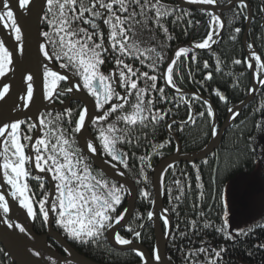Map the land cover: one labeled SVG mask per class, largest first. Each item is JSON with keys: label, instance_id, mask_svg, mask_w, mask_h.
I'll list each match as a JSON object with an SVG mask.
<instances>
[{"label": "snow or ice", "instance_id": "6c2138e0", "mask_svg": "<svg viewBox=\"0 0 264 264\" xmlns=\"http://www.w3.org/2000/svg\"><path fill=\"white\" fill-rule=\"evenodd\" d=\"M192 2L213 5L217 0H192ZM231 2L232 0H228V3ZM240 4L242 7H247L244 0H240ZM16 7L23 10L21 15L25 12L31 13L36 8V0H16ZM41 12L42 20L49 29L41 33L45 43L39 45V50L45 58L42 98L50 103L59 101L64 104V97L75 92H83L84 106L76 110L75 119H73V109L65 108L63 112L57 114L54 121L48 118L51 113L41 114L37 111L34 119H20L11 114V109L7 112L0 111V189H3L0 190V213H9L10 200L7 197H11L28 216L35 219L39 214L43 223H49L50 214H54L55 224L73 241L80 244H96L104 237L107 230L113 229L114 225H119L125 220L128 209L117 213V208L130 190L123 186L117 187L93 175L84 153L89 155L103 153L110 158L109 163L116 161L127 168V154H122L117 145L132 143V133L136 128H147L149 124L155 126L169 116L170 110L164 111L155 107L157 97L153 95L154 93L161 101L170 102L164 89L158 87L159 79H163L167 85L176 89L181 93V99H184L185 94L177 83V80H183L184 76L180 74L177 61L182 54L187 55L189 49L186 47L178 49L175 58L170 59L161 70V62L164 60L161 52L155 47L141 46L137 38V29L144 28L150 31L149 23L164 34H168V27L164 21L174 16L176 9L167 8L161 0H42ZM0 24L10 29L9 34L14 39V46L22 53L25 33L17 13L11 7V0H0ZM212 24L218 25L221 29L224 27V22L219 16L212 17ZM101 25L106 26L107 32ZM234 32L239 34L241 28L236 27ZM214 34L218 35L216 28L210 27L206 38L196 43L195 47L210 48V42L215 43ZM168 38L171 39L170 36ZM232 39H236V36L234 35ZM248 47L251 48L252 45ZM252 55L254 60L250 59L246 66L255 71V65H259L261 71H257L256 74L264 83V61L260 54ZM192 59L195 60V57ZM126 60H138L141 64L148 62L147 67L154 74L140 71ZM47 61H60L59 67L68 70L78 80L70 87L62 88V82L69 81L70 76L54 71L48 67ZM109 61L114 63V67L105 75L101 67ZM233 63L239 65L243 61L236 59ZM219 64L218 58L217 71L220 70ZM12 65L13 51L6 45L4 39H0V78L13 70ZM204 67H209L206 61ZM188 75H192L190 69ZM212 79L211 72L204 77L205 81ZM24 82L26 88L21 99L25 101V107H29L35 102L34 74L27 75ZM141 83L143 86H140ZM10 87L8 83L0 84V101L5 100ZM222 93V89L215 90L217 97L227 103L229 97ZM89 97L93 106L99 110L95 117L89 115L87 107ZM71 98L76 99L74 96ZM195 98L202 99L198 95ZM133 100L134 102H131ZM175 100L176 98L173 97L171 102ZM185 103L189 107L186 123H195L191 112V101ZM203 103L206 105V113L200 112L198 115L204 117L207 114L212 121L211 134L216 135L214 107L208 100H204ZM126 106L130 110L126 111ZM228 111L233 112L234 117L239 115L232 108ZM114 115L115 119H110ZM61 123H66L68 129L60 127ZM174 123L175 121H172L167 124L169 131ZM255 127L260 129L261 125L258 123ZM180 130H183L182 126ZM77 134L83 150L77 146ZM165 143L152 145L154 154L159 155V150L165 147ZM251 151L255 153L257 148L252 147ZM139 159L142 162L141 175L146 181L148 177L143 168L151 166V155H143ZM29 165L44 175H33ZM45 177L55 182L53 190L44 191ZM30 180L39 182L38 187L42 193L41 198L35 201L38 204V213L34 208L36 194L30 186ZM179 183L176 181L177 185ZM141 195L151 203L148 190H143ZM220 202L223 209V224L216 230L227 240H234L242 234L246 235L247 233L242 229L229 231L228 203L223 193L220 194ZM153 217L154 212L146 213L147 221H152ZM140 219L144 217L141 216ZM163 224L167 229L169 225L167 216L163 218ZM191 224L195 228L196 221L193 220ZM211 226L210 223L205 224V227ZM8 227H13V224L9 223ZM16 227L21 233L25 232L23 226L17 224ZM145 227V224H139L141 230ZM141 230L128 228L129 232H134L137 240L142 237ZM168 235H172L170 230ZM114 238L121 245L133 243L131 239L124 238L119 233H115ZM260 247L264 248V244ZM64 251L68 252V249ZM226 251L224 247H220L219 250L213 249L214 256L207 261V264H218V261L223 259L222 253ZM206 252L207 249L204 247L195 250V254ZM137 255L143 264H151L143 251H137ZM186 255L191 257L194 253L189 252ZM152 259L156 262L160 261L158 248L153 249ZM68 264L73 262L68 261ZM189 264H195V261L190 260Z\"/></svg>", "mask_w": 264, "mask_h": 264}, {"label": "trees", "instance_id": "16d2710c", "mask_svg": "<svg viewBox=\"0 0 264 264\" xmlns=\"http://www.w3.org/2000/svg\"><path fill=\"white\" fill-rule=\"evenodd\" d=\"M227 1L228 0H224V2ZM252 1L255 15L258 16L259 13L262 12L261 5L264 6V4L260 3L259 0ZM161 2L169 9H176L174 16L168 17L164 21L165 25L168 27V34H164L162 31L149 23L148 27L151 30L149 31L144 28H138L137 38L141 42L142 47H155L157 48L158 52H161L164 57V60L161 62V70H163L176 48L189 41L194 44L199 43L206 37L204 34V25L208 24L209 27H214L212 24V17L214 16H208L206 18V16L201 15V13L197 10L194 11L177 8L172 5L174 3H171L172 0H161ZM223 14L226 20L225 35L221 40L223 48L218 45L206 51H189L187 55L182 54L180 59L177 61V64L180 67V74L184 76L183 80H177L178 87L184 91L201 92L210 97L217 110V118L220 123L219 125H221V122L226 118L228 109L234 104L241 102L248 96L251 86V73L246 66L247 63L243 61L244 58L246 59V53L241 39L243 32L236 34L234 32V24L232 23V21L237 18L238 26L241 25L239 21L246 19V8L242 7V5H237V7L234 9L223 12ZM177 16L180 18L176 19ZM193 17H195V20L202 19L204 22L203 27L198 28V30H184L185 24L187 26L188 24H192L193 21H195L192 19ZM191 19L193 21H191L192 23H189ZM262 21L263 20L261 18L260 21L257 22L260 28L258 26L254 27L255 29L259 28L257 33L251 34L255 36L257 45L264 44V25L261 26ZM74 27H77V25H74ZM101 27L105 30V32H107L106 26L101 25ZM48 30L49 29L43 22L42 32ZM252 30L254 29L252 28ZM232 35H235L236 39H232ZM169 36L171 39L168 38ZM230 36H232L231 40L229 38ZM228 43L230 45L229 47H226ZM261 53L264 56V47L261 48ZM192 57H195V60H193ZM218 58L220 61L219 71L216 70ZM236 59L242 60L243 66L240 64L233 65L231 63L232 60ZM205 61L209 65L208 68L204 67ZM126 62L132 63L133 67L138 68L140 71H149L150 75L154 74L147 67L148 62L145 64H141L138 60H126ZM57 63L60 64V61H57ZM113 67V62H106L104 66L106 75L110 70L113 69ZM189 69L192 73L191 76L188 75ZM209 72L213 73V79L205 81L204 77ZM140 86H143V83H141ZM63 87H68V84L63 83ZM158 87L164 89L165 95L168 97V101L170 102L165 103L164 101H161L158 98V95L154 93L153 95L157 97L155 107L162 108L164 111L170 110L169 116L164 121L155 126L149 124L147 128H136L132 133V143H121L117 145V148L120 152L127 154L128 167L125 168L119 162H114L122 166L123 169L131 176V178L135 180L139 190V198L134 216L129 224L120 232V235L124 238H131L134 235V232L128 231L129 227H131L133 230H139V224H145L147 222L146 213L151 210L154 197L153 169L162 159L176 151V142L172 134L169 133L167 124L172 119H175L176 122L173 124L172 129L175 131L180 130L181 126L183 127V130H180L182 134L180 135L179 133V137L183 144V150L192 151L199 149L208 142L211 136L212 121L208 118L207 114L204 117H200L198 115L200 112L206 113V105L203 103L202 99L197 100L195 98L197 95L195 94H187L185 99H181L180 95L172 92L167 87L163 79L158 80ZM218 88L223 90L222 94L229 97L227 103L221 101L215 94V90ZM256 96L257 97L252 102L251 106L247 108L251 109L254 107L255 110L253 111L245 109L242 116L236 121V124L238 125V123L242 122L243 116L245 114L247 117L253 116V120H250L252 124L248 126L249 130L245 131V127L243 129L242 126L236 128L237 125L235 124V127L231 128L223 139L224 141L222 144V149L220 150L221 155L233 154V152H235L234 149L239 145L246 149L251 145L250 143L254 144V140L252 139L253 137L256 138V143L260 145L258 136L264 129V86L261 90H259ZM173 97L176 98L175 102H171L173 101ZM185 101H191V105L195 111L193 115V117H195V123L191 122V124L187 126L182 124V122H185V120L188 118L189 114V107L186 105ZM131 102H134V100ZM79 107H69L73 109V119H75V112L77 109H79ZM125 110H130V108L126 106ZM61 112L49 111L44 112L43 114L51 113V116L48 118L53 119L54 121L57 114ZM110 119H115V115ZM258 123L261 125L260 129L255 127V125ZM60 127L67 130L69 126L66 123H61ZM76 140L77 146L80 147L77 135ZM166 141H171V143H165ZM160 143H165V147L159 150V155L154 154L152 145ZM248 152L252 154L251 151ZM217 153H219V151L215 152L216 155ZM143 155H151V166L143 168L144 173H146L148 177L146 181L141 175L142 162L139 159V157ZM220 157L222 159V163H229L226 156ZM87 162L89 165L93 166L91 159L89 160L88 157ZM201 163L202 162L196 164H178V166L176 165L168 170L164 178V205L172 218L173 225L171 232L172 235L170 236L167 244V253L169 254L171 260L176 264H189L190 260L195 261V264H207V261L214 256L213 249L219 250L220 247H224L227 249V251L222 253L223 259L219 260L218 264H264V248L260 247V245L264 244V222H254L252 229L245 231V233H247L246 235H239L234 240L225 239L224 235L216 230L223 224L222 217L217 216L222 213V205L218 201H212L213 203L210 204L211 201L203 200L204 198L201 193L203 190L206 192L208 190V193L211 196L212 193H216L219 189L216 188V190L213 192L211 190L212 184L208 181L214 172L212 167L214 164H216V162L215 159H211V161L208 162L210 163L209 166H207L206 163ZM246 163L249 164L248 162ZM196 166L203 167L202 169L204 170V176L208 179L206 180L208 186H206L205 181L201 179L203 174H200L201 170ZM94 169L95 170H92L93 173H102V171H100L98 168L94 167ZM243 169L245 168H241L240 170ZM224 172L228 176V182L230 176H235L237 174L238 169L237 166H235V169L230 168ZM106 179L111 183L118 184L108 177H106ZM176 181L180 182L179 185L176 184ZM29 183L32 190L36 194L34 204L36 205L38 213V204H36L35 201H38L42 195L41 190L38 187L39 182L31 180ZM199 187L201 188V191ZM145 189L150 192L151 203L149 202V199H145L141 195V192ZM44 191H49V185H47L45 182ZM126 205L127 199L123 200L122 204L118 207L117 213H121ZM141 216H143L144 219H140ZM193 220L196 221L195 228H193L191 224ZM206 223H210L212 226L205 227ZM35 225L36 231L39 234L46 232L47 224L42 222V217L39 214L38 218L35 220ZM60 230L73 247H75L80 253L95 261L104 264H139L142 262L141 258L136 252L116 250L111 245H109L106 238V232L104 237L96 244H80L79 242L70 239L62 229ZM229 231L234 232L231 229H229ZM138 241H141L145 246H147L151 252L153 251L155 248V230L152 223L147 224L142 230V237ZM48 243L51 247H54L52 245L54 244V241L50 240ZM198 247L206 248L207 252L204 254H195V250ZM189 252L194 253V255L187 257L186 254ZM7 261L10 260H7L5 256V249L0 244V264H6Z\"/></svg>", "mask_w": 264, "mask_h": 264}, {"label": "water", "instance_id": "95a60500", "mask_svg": "<svg viewBox=\"0 0 264 264\" xmlns=\"http://www.w3.org/2000/svg\"><path fill=\"white\" fill-rule=\"evenodd\" d=\"M182 5H186L183 3L184 1L179 0ZM240 0H235L234 2L238 3ZM247 2V0H244ZM36 8L33 9L31 14H25L23 19H19V23L23 25V31L25 33V39L23 42V52L20 53L14 46V39L10 36V29L4 27L0 24V39H4L6 41V45L9 47L10 50L13 51V65L12 71H10L5 77L0 78V84L8 83L10 87L9 94L5 97V100L0 101V111L7 112L11 109V114L13 116H18L20 119H26L31 117L34 119L36 117L37 111L41 112L42 110H49V109H62L69 105L70 101L72 100H81L85 97V93L83 92H75L72 93L70 96V100L66 103L65 106H58L54 103H49L46 99H43V72L39 70V72L31 71L29 72V64L32 62L41 61V64L44 65L45 58L43 57L42 53L39 50V45L41 43H45L44 38L41 35V24H42V15L41 7H42V0H36ZM233 5V4H232ZM200 8V5L198 6ZM219 8V7H216ZM229 8V7H224ZM223 8V9H224ZM23 20V21H21ZM178 50V49H177ZM176 50V51H177ZM175 51V52H176ZM172 56V59L175 57ZM48 67L52 68L54 71H60L63 74H67L70 76V80L67 81L69 85L78 80L76 77L72 76L70 72L66 71L65 69H61L57 64L53 61H47ZM29 74H34L35 84H34V95L38 98V105L35 108L25 107V101L21 99V96L24 95V90L26 88V83L24 82L25 78ZM40 84V85H39ZM257 85L253 83V88L251 92H249L248 97L240 104L233 106L235 113H239L245 104L250 102L255 95V91L257 89ZM259 88V87H258ZM177 92V91H175ZM186 94V91H182ZM76 97V99H72L71 97ZM200 97L204 98V100H208L212 105V101L200 95ZM87 107L89 108V115L91 117H95V107L91 102V98H88ZM214 107V106H213ZM215 110V108H214ZM236 117V116H235ZM234 113L229 112L228 117L226 120L225 126L220 129L219 135L215 136V140L212 141L209 146L201 151L194 154L189 155H181L180 149L176 151V154L168 156L164 158L155 168H154V189H155V200L153 202L152 212H154L153 220L150 222L154 223L155 226V237H156V248L159 249V254L161 259L159 262H156L152 259V253L150 250L144 246L141 242H136L134 240L130 245H121L116 242L114 238V234L118 233V230L123 228L131 219L134 214L136 202L138 198V190L133 182L132 178L119 166L115 165L112 166L107 160H105L100 153L88 155L94 160V164L97 167H100L110 178L123 183L127 189L130 190V199L126 209H128L127 214L125 215V220L121 221L119 225H114L113 229L108 230V239L111 245L116 248L117 250H134V251H143L147 257L151 261V264H175L170 259L166 252L167 242L169 239L168 231H171L172 228V220L170 215L165 211V206L163 202V191L159 185L161 178L164 176L167 169L175 162L180 160H187L193 161L200 159L210 153L217 143L220 141L222 136L224 135V130L227 128V125L233 123L235 120ZM216 124V122H215ZM217 127V126H216ZM79 139V136H78ZM80 143V139H79ZM81 147L83 145L80 143ZM179 148V142H178ZM86 153V152H85ZM37 171V170H36ZM38 172V171H37ZM39 173V172H38ZM44 175V174H43ZM46 180H50L46 177ZM51 190H53L54 182L50 180ZM3 190V189H0ZM10 200V212L20 211L23 214L25 220L28 223L29 228L27 229V233L30 235V238L21 237L20 233L14 226L9 228L8 224L10 223L4 216L3 213H0V244L5 248L7 256H9L14 264H52L50 262V258H55L56 264H63L66 261H72L73 263L79 262V264H101L95 262L86 256L77 252L67 240H65L58 232L52 229L53 225V214H50V222L48 223L49 230L47 234L38 235L33 228V219L27 215L25 210L20 208L15 200L11 197H7ZM162 214V216H160ZM165 216L169 219V225L167 228L166 234L163 231L161 217L164 218ZM12 217V215H11ZM12 220L15 222L14 218ZM54 239L60 245H62L65 249H68V253L70 256H63L48 246V239ZM15 239L23 242V245H19V247L15 244ZM36 253H39L37 255ZM55 255V256H54ZM143 264V263H142Z\"/></svg>", "mask_w": 264, "mask_h": 264}, {"label": "rangeland", "instance_id": "374dc122", "mask_svg": "<svg viewBox=\"0 0 264 264\" xmlns=\"http://www.w3.org/2000/svg\"><path fill=\"white\" fill-rule=\"evenodd\" d=\"M182 1H184L183 3H185L186 5H182V3L179 0H172L171 3L174 2L173 4L177 8L186 9V10H194V11L197 10V11H199L201 13V15L206 16V18L208 16H219L223 20V22H224V27L221 29V28H219L218 25H214V28H216V32H218V35H216V34L213 35V39L215 40V43H211L210 42V44H211L210 48H207V49H197L195 47V44L189 41L187 43L182 44L183 46L180 45L178 48H176L174 50V52L177 49L184 48V47L188 48L189 51H191V52L198 51V50L206 51V50L211 49L213 47H216L218 45H220V47L223 48V46L221 44V40H222V38L225 35V29H226V20H225V17H224L223 12H226V11H229L231 9H234L235 7H237V5H241L240 4V1L238 3H236V2H234L235 0H232L231 3H228V1L227 2H224V0H217V3L216 4H213V5H204V4H199V3H193L192 0H182ZM259 2L264 4V0H259ZM244 3L247 4V7H245L246 8V11H247L246 19H243V20L239 21L240 24H241L239 26H238V19L237 18H235L232 21V23L234 24V29L236 27H240L241 28V32H243L242 35H241V39H242L243 47H244L245 53H246V59L244 58L243 61L246 62V63H248L250 61V59L251 60H254V56L252 55L253 53L260 54L261 57H262V61H264V56L261 53V48L264 47V44L257 45L256 44L255 36L254 35H251V34H256L257 33V30L260 28V26L258 25L257 22L260 21L261 18L263 20L261 22V26L264 25V11H262V12L259 13V9H258V13H259L260 17H259V15L256 16L255 15L254 6H253V1L252 0H247V2H244ZM199 5H200V8L198 7ZM216 7H219V8H216ZM224 7H229V8H226L225 9ZM261 9H264V6L261 5ZM194 15H195V13H194ZM195 17H193L192 19L195 20ZM192 19L190 21H193ZM203 23L204 22L202 21V19L195 20V21H193L192 24H188L187 26L185 24L184 30L185 29L187 31H191L192 29L198 30V28L203 27ZM41 26H42L41 27V33H42L43 20H42ZM204 26H205L204 34H205V36H207L210 27H209L208 24H205ZM257 26L259 28L255 29L254 27H257ZM252 28L254 30H252ZM232 36L229 37L230 40H231V37ZM229 45L230 44L228 43L226 45V47L227 46L229 47ZM248 45H252V47L249 48ZM49 48H50V46H49ZM173 55L174 54H172V56ZM172 56H171V59H172ZM233 61L234 60H232L231 63L234 65ZM55 63L57 64V66H59V64L57 63V61ZM240 65L243 66V63H241ZM104 66L101 67V71H103L105 73V75H106V72L104 70ZM248 69L250 70V73H251V86H250L249 92H251V90L253 88V83H255L259 88L257 87V89L255 91L254 98L250 102H248L247 104H245L243 106V109L239 112V115L235 117V120L233 121V123L227 125V128H225V130H224V135L222 136V138L220 139V141L217 143V145L215 146V148L210 153H208L207 155H205L204 157H202L200 159L193 160V161L180 160V161H177V162L173 163L167 169V171H168L172 167H174L176 165L178 166V164H181V163L196 164V163L202 162L201 164L206 163V165L209 166L210 163H208V162L211 161V159H215L216 164H214L213 167H212L214 172L212 173V176L210 177L209 180L207 178H205V176H204V170L202 169L203 167H199V166L198 167L196 166V167L201 170L200 174H203L201 176V179L203 181H205V185L206 186H208L207 183H206V180H208L212 184L211 190L213 192L216 190V188H219V189L217 190L216 193H212L211 196H210L209 193H208V190H207V192L204 191V190L201 191V188L200 187L199 188H200V191H201L202 196L204 198L203 200L211 201L210 204L213 203L212 201H218L221 204V202H220V194L223 193V195H224V197H225V199H226V201L228 203V209H227L228 216H227V219H228V222H229V225H230V228L229 229L233 230L234 232L236 230H240V229L244 230V232H245V231H248V230L252 229V227L254 225L253 224L254 222H260V221H261V223L264 222V207H262V200H264V129H263V131L258 136V140L260 142V145H258L256 143V138H255L254 139V144L253 143H250L251 145L246 148L247 150L244 147H241L239 145L237 148L234 149L235 152H233V154H227V155L226 154H223V155H221V153H220V150L222 149V144H223V141H224L223 139L225 138V136L228 133V131L231 128H234L235 127L236 121L242 116L243 111L245 109L246 110H253V111L255 110L254 107H252L251 109H247V108L251 106L252 102L257 97L256 96L257 93L264 86V83L261 82V79L256 74L257 71H261L260 68H259V65H255V69H256L255 71L253 69H251V68H248ZM66 71H68V70H66ZM63 83H67V82L65 81V82H62V84H61V87L62 88H65V87H63ZM167 87L172 92L177 93L178 95L181 96V93L175 92L176 89H173L170 85H167ZM195 92L196 93H191V94H195V95H198V96L203 95V96H205V97H207V98H209L211 100V98L208 97V96H206L205 94H203L201 92H197V91H195ZM185 98H186V94L184 96V99ZM63 99L65 100V102H67L69 100V96H66ZM202 100L204 101V98H202ZM244 100H242L241 102H239L237 104H234L233 106H236V105L242 103ZM46 101H48V100H46ZM156 102H157V100H156ZM53 103L56 104V105H59V106L62 105L61 103H59V101H56V102H53ZM212 103H213V101H212ZM70 106H72V107H79V106L80 107H83L84 106V103L81 100H72V101H70L68 107H70ZM213 106L215 108V122H216L215 125L217 126L216 127L217 128V134L216 135H219L220 129L223 126H225V124H226V120H227L229 111H228V113H227L226 118L224 119V121L221 122L222 124L219 125L220 123H219L218 118H217V110H216V107H215V104L214 103H213ZM233 106L231 108H233ZM98 111L99 110L95 108V113L98 114ZM191 112L194 115V112L195 111L193 110V106L192 105H191ZM251 115H254V114H251ZM194 118L195 117H193V119ZM187 120H188V118L185 120V122H182V124H185V126L191 124V122H187L186 123ZM250 120H253V116L247 117L246 114H245L243 116L242 122L241 123H238V125L236 124L237 125L236 128H239L240 126H242L243 129L245 127V129H244L245 131H248L249 130L248 126L250 124H252ZM172 121H175V119H172L169 123H171ZM169 133L172 134L173 138L175 139V142H176V151H177L178 142H179V149H180V154L181 155L194 154V153L201 152V151L205 150L209 146V144L212 141L215 140V136H216V135H212L211 134L210 139L208 140V142L204 146H202L199 149H195V150H192V151H187V150H183V144H182L181 139L179 137V133H180V135L182 134L180 132V130H175L174 131L173 129H171V131H169ZM33 135H34V133H33ZM79 146H80V144H79ZM252 147H256L257 148V151L255 153H253L251 151V148ZM176 151L173 152L172 154L168 155V156H171V155L176 154ZM217 151H219V153H217V155H216L215 152H217ZM248 151H251L252 154H250ZM121 153L122 154H125L124 152H121ZM84 154L89 158V160L91 159V163H92V165L95 168H98L100 171H102V173H100V174H95V173L92 172L93 175H95L98 179L107 180L106 179V177H107L106 176V173L100 167H97L96 165H94V160L87 153H84ZM100 154H101V156L104 159H108V157L105 154H103V153H100ZM220 156H226L228 158L227 161L230 164L229 163H222V159H221ZM212 157H215V158H212ZM233 160H234V162H233ZM246 162H248L249 164H247ZM89 166H90L91 170H95L93 166H91V165H89ZM235 166H237L238 172H237V174L235 176L234 175L230 176L229 181L227 182L228 176H227V174L224 171H227L230 168L235 169ZM29 168L34 173L33 175H43L41 173H38L35 169H32L31 168V165H29ZM121 168L123 169L122 166H121ZM241 168H245V169L240 170ZM167 171L165 172L164 176L161 178V180L159 182V185H160V187H161V189L163 191L164 198H165V180H164V178H165V175H166ZM104 174H105L106 177L104 176ZM224 179H226V180H224ZM132 180H133V182L136 185L135 180L133 178H132ZM44 182L47 183V185L50 184V180H46V177H45ZM116 182L118 183V184L115 183V185L117 187L123 186L124 188H126V186L123 183H120L118 181H116ZM109 183L110 184H114V183H111V182H109ZM136 187H137V185H136ZM137 190H138V187H137ZM153 191H154V197H153V202H154V200H155V189H154V187H153ZM138 198H139V190H138ZM138 198H137V201H138ZM164 198H163V202H164ZM126 199H127V205H126V207L124 209H126L127 206H128V202H129V199H130V194L126 195L123 198V200H126ZM136 204H137V202H136ZM152 206H153V203H152ZM34 208L37 210L35 204H34ZM117 210H118V208H117ZM221 212L222 213L220 215H217V216L223 217V210ZM134 213H135V211H134ZM133 216H134V214H133ZM133 216L131 217V219L133 218ZM160 216H162V214H160ZM37 218H38V215H37V217L35 219L33 218V220H34V222H33V228H34V231L36 233H38L36 231V225H35V220ZM131 219L129 220V222L131 221ZM9 221L12 224L15 223L12 219H9ZM129 222L122 229H124L129 224ZM46 224H47L46 232L45 233H42V234H47L48 233V230H49L48 226H49V224L48 223H46ZM172 228H173V225H172ZM172 228H171V232H172ZM52 229L54 231L58 232L64 239H66L65 236L63 235L62 231L56 226V224L54 222V214H53V225H52ZM106 238L108 240L109 245H111V243L109 242V239H108V231H106ZM127 239L135 240L134 238H127ZM50 240L51 241H54V244H55V245L52 244L54 247H51V249H53L54 251H56L57 253H59V254H61L63 256H68V257L70 256L68 252H65L64 251L65 248L62 245H60L58 242H56L52 238L48 239V242ZM120 251H123V250H120ZM126 251H134V250H126ZM82 255H84V254H82ZM84 256H86V255H84ZM169 259L171 260V258H169ZM7 260H11L10 257L7 258ZM49 260L52 263H55L57 261L55 258H53V259L50 258ZM66 263H68V261H66ZM173 263H175V262H173ZM6 264H14V263H13V261H7Z\"/></svg>", "mask_w": 264, "mask_h": 264}, {"label": "bare ground", "instance_id": "6f19581e", "mask_svg": "<svg viewBox=\"0 0 264 264\" xmlns=\"http://www.w3.org/2000/svg\"><path fill=\"white\" fill-rule=\"evenodd\" d=\"M40 1V0H39ZM36 5H37V3H36ZM11 7H12V9H13V11L15 12V13H17V16L19 17V19H23V16L25 15V14H29V13H23V15H21V13H22V11L23 10H21V9H19L18 7H16V0H11ZM31 14V13H30ZM21 21H23V20H21ZM28 70H29V72H31V71H35V72H39V70H41L42 72H44V67H43V64H41V61L39 62V61H37V60H35V62H31L30 64H29V66H28ZM40 85V84H39ZM38 98L34 95V103L33 104H31L29 107L30 108H35V106L36 105H38ZM12 217L14 218V220H15V223H14V226H16L17 224H19V225H21V226H23L24 228H25V232H23L20 236L22 237H27V238H30V235L27 233V229L29 228V226H28V223H27V221L25 220V218H24V216H23V214L22 213H20V211H14V212H12ZM18 231H19V228H17V227H15ZM123 229L121 228V229H119L118 230V233H120L121 231H122ZM20 232V231H19ZM21 233V232H20ZM16 241H15V244L19 247V245H23L24 243L23 242H21V241H19V240H17V239H15ZM141 242V241H140ZM142 243V242H141ZM144 245V244H143ZM145 246V245H144ZM147 247V246H146ZM148 248V247H147ZM74 249L77 251V252H79L75 247H74ZM149 249V248H148ZM151 252V251H150ZM80 253V252H79ZM152 253V252H151ZM55 256V255H54ZM87 258H89V257H87ZM89 259H91V258H89ZM91 260H93V259H91ZM93 261H95V260H93ZM95 262H98V261H95ZM98 263H101V262H98ZM143 263V261L141 262V263H139V264H142ZM53 264H56V263H53ZM101 264H103V263H101Z\"/></svg>", "mask_w": 264, "mask_h": 264}]
</instances>
